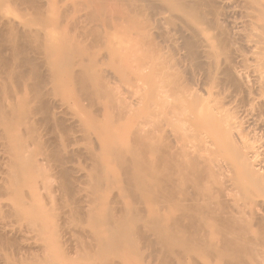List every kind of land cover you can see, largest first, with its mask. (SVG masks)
<instances>
[{
	"label": "rangeland",
	"instance_id": "obj_1",
	"mask_svg": "<svg viewBox=\"0 0 264 264\" xmlns=\"http://www.w3.org/2000/svg\"><path fill=\"white\" fill-rule=\"evenodd\" d=\"M37 1L36 3L38 4ZM171 1L174 4L179 3L178 0H163V1L160 0H40L39 2H41L42 5L39 3L40 5L38 4L36 8L39 7H40L39 9L43 8L42 10H39V12L40 11L43 12V15L41 16L42 19H39V16L36 17L35 6H29L28 1H27L28 4H23V1L21 3L19 0H0V17L1 19H6V20H8L9 18L7 19L5 17L10 16V19L12 17L11 20L15 22L14 29L16 30V32H19V30H21L22 32L21 27H24L25 25L26 27L23 28L22 33H24V30L28 33V29H32L30 30V34H29V38L31 40L33 37V33L35 34V32L31 33V31L34 30L42 34V35L39 34L41 40L35 43V45L41 47L40 48L42 49L40 50L41 53L39 52V54L36 55V57H34L39 61L38 62L36 60L40 65L39 66L40 74L38 76L40 79H37L36 77L34 78V76L29 73L31 71L30 69L28 70L25 69L28 71V74H30V76H32L34 79L31 82L33 81L34 82L32 84L30 82L31 85L27 84L29 85L28 88L26 87L27 86L26 83H24L25 86L23 85L22 82H21L22 85L21 83H19L20 87L24 86L22 88L24 89V91L20 88V91L22 93L19 91V93L21 94L17 93V95H14L15 97L18 96V98L16 97V101H14L15 97L12 98V100L9 99L11 100L9 101V104H15V102H17L16 104L18 105L20 99H22L23 97L24 99L25 97L28 99V96L29 95L30 96L27 103L25 104L26 106L20 103L18 105V106L22 105L20 106V110L19 111L16 110L18 111V114H13L12 116L16 117L17 115L16 117L17 119L18 118L25 119L31 115H34L33 113L35 111L36 112L35 118L37 120L39 119L43 120L47 114L46 112L48 113L50 112L49 114L52 113L51 114L52 118L58 120L61 119V121L65 120L63 122V125L68 124L67 127L68 129L70 128L68 134L71 132L70 135H72V136L66 135L67 133L64 132H67L68 129H65L62 132V136L64 137L62 139L60 131H62V129L65 128V126H62L63 128L61 127L62 129H60V127L56 126L57 123L54 120H51L50 122L45 121L33 127L35 128V131H33V133L35 134V136H39L38 141L29 139V141L27 142L25 141L24 144L22 142L24 139L21 136L22 137L21 145L23 144L24 146L29 145L28 147L35 149V151L36 150L39 151V147L42 148L40 154L39 153L37 154L35 151H33V153L37 154V156L36 154L35 155L33 154V157H32L31 148L29 149V151L31 150L30 153H28L29 151L26 152V154L23 153L24 151L22 152L23 154H21V156H24L26 162L31 161L30 158H32V160L35 159V162L37 163V164H34L35 162L32 163L34 160L32 162H28L29 164L31 163V165L26 164L27 166H29L27 167V169L30 170L33 167V165H40L38 167H41L42 170L46 169L48 171H44L43 175L40 174L42 170L38 172V174H40L39 177L41 179L38 177L37 173H34L32 174V178L30 177V179H25L24 182L25 184L23 183L22 180V182L20 183L17 182V185L16 184L8 185L9 187L7 188L12 189L13 192L11 190L10 191L0 190V203H1L0 215L2 216L0 217V222L2 224L1 220L3 221L5 220L3 223L5 224L4 226L8 229L7 232L10 230L9 227H11V230L15 229L16 227L17 230V231L13 230V232L10 230L11 234L10 232H8L10 235L8 233L7 235L5 227L2 228L3 230L0 229V235H3L4 233L5 237L8 238L9 242L11 241L10 243L8 242V245L10 247L7 245V243L4 244L6 238H3L4 242L0 243V264H4V263L34 264L35 263L34 260H36L37 264H39L38 262L40 261L43 264L42 262L43 259L44 262H46L44 256H50V254L49 255L47 254L49 253V251H51L50 252L51 254H55V256L58 255L59 257V258L58 257L55 258V259H59V261L55 260L57 261V263L53 260H52L53 262L51 261L50 263V260L52 258L48 260L47 257V261H49L50 264L52 263L68 264V262L72 264H76L77 258H75L74 256L76 257L78 256L75 255V252L74 254H72L71 252L74 251L72 247L75 248V245L72 244H75L77 239L79 238H77L78 235L75 238V236H72L69 233L71 232L72 229L73 231L71 233L74 234L75 232L73 226L76 225L78 228L77 224L79 223L80 225L81 222L80 219H77L78 218L77 216H73L71 212H72V208L73 209L76 208V210H78L77 209L78 205L79 208L83 204L82 206L83 208L80 207L81 209H79L80 211L86 208L88 204L90 206L92 204L91 203L92 200H89L91 197L92 198L96 197L99 199L96 200L95 198H93V201L96 200V203L94 202L95 204L93 203L92 206L90 207L87 206V208L90 209L93 208V206L97 205L98 207L96 206L97 208L96 207L94 208H96V211L98 210V212L100 213L99 215H106L101 213V211L102 212L107 211L106 209L111 210L110 209L111 206H114L113 208L115 210L119 209L118 211H121L120 208H122L123 205L126 207L128 206L127 208L132 210V212L129 213H133V214L135 213L133 211L138 210L136 214L133 215V217L131 214H130L131 216L128 214V216L126 217L127 218L129 216L130 217L128 219H125L126 220L125 224L122 223L125 226L124 230L125 233L127 232L126 235H128L130 238L129 239L127 236L128 244L126 241H124L125 240L123 238L124 236L122 237V235H125L124 230H122L124 234L122 233L118 235L119 238L116 235L118 239L115 238V236L110 237V239L111 240L113 239V241L108 239L111 241L112 244L116 239L118 240V242L116 241L118 245H113L112 255L113 256L115 255V251L119 252V254L118 253L117 254L119 255L120 258L118 257V255L114 256L115 258L117 257V259L115 260L119 264H160L161 263L160 258H163L162 256H164V254H166L165 255L166 258L164 257L165 259L169 258L167 260L168 262L170 260L169 263L178 264V262H181L182 259V257L180 258L181 255L180 253H182L181 251H184L185 253L187 252L186 254L183 253L184 263L181 262L183 264L231 263L230 261L232 260L231 259L232 257H229L230 255L227 258H226L227 255L223 258V256H221L223 253L222 254L220 253V250L224 247V244L222 243H224L223 241L227 237L228 235L227 233L229 232V230L227 229L224 230V228L221 227L222 230L218 228L220 231L219 230L217 231L214 230V228H212L213 226L216 225L213 224V221H215V219L218 217V214L221 215L220 210H218L219 208L218 203H216V201H212L211 204H208V202H211L210 200L207 201L208 200L207 199L205 201L203 199L205 197L203 196H202L203 198L198 197L199 193H197L198 191L196 190L195 187H193L195 184L193 183L194 184L193 186L190 185L192 184V182H189L190 188L192 187L191 189L187 187L189 185L186 186V189H188L187 192H189V189L192 191V189L195 188L196 192H194L195 194L193 197L191 196L192 203L191 202L187 203L188 201H185L186 203H182L181 201L180 202L181 204H183L182 206L187 208L190 207V209L191 208L194 209L191 211L195 212L196 214L195 216L197 218H194L192 216L194 219H191V221L195 220L194 223L199 221L200 223L199 222L197 223L199 225L202 224L203 227L206 226V224H204L203 222L209 223L208 224L209 229L212 228L211 231L213 230V232L211 231L210 233L207 232L208 234L205 232L207 235L203 234L204 237L201 236V238H203L202 241L205 239L206 242H208L206 243L204 240L203 242L205 243H203L197 241V240L200 241L199 238L200 236L198 235L201 234L196 233L197 236L194 238V234L192 235L186 234L185 232L181 231V229L179 230V228L174 226L175 223L173 221V218L175 212H173L174 211L173 209L174 207H177L176 205H179V207H181V205L178 203L176 204L171 202V197H170L171 155L177 149L178 150L176 152H178L180 150V146L182 145L186 146L189 149V151L191 150L190 152L192 153L193 157L191 156V153H190V157L192 159L197 158L199 160L203 157H204L203 159L210 158V161L213 162L214 167L216 166L215 167L216 172L213 169L214 171L213 173L212 172L211 173L212 174L216 173L215 175L216 177L221 171L220 169H219L220 171H217L219 165L217 166L216 164L217 163L219 164V161L220 163H222V158L220 154L223 155L224 153L222 151V153L219 154L218 157H220V159L215 158L218 155L217 150L218 149L220 150V148H217L218 147L217 145L216 146L213 145L214 147L217 148V150L214 147H212L214 149L210 147L211 144L209 143V141H211L212 143V141L214 140L213 138H211V136L213 137V135H211L213 133L212 130L215 124H216L215 129L217 130V133L219 132V130H224L228 128V126L232 125L234 128L233 132H235V129L238 132L241 130L244 131L252 130L251 131L252 133L250 131L249 132L247 131L248 133L244 132L245 134H243V136L242 135L238 136V138L234 133V135L236 136L235 142L237 140H241L239 141V143H237L238 145L240 144V142L244 143V145L251 143L250 150L247 152L250 153L252 157L253 154H255V152H256L255 154L256 156L259 155L257 156L258 158L256 157L258 160L255 159L257 163V164L255 163V167H257L258 170L262 168L264 172V127H263L264 118H262L263 121H260L261 119L259 118V116L261 115L262 117H264V115L262 114L264 110L263 109L264 87L262 86L264 74L261 73L264 71V62H263L264 55L262 53V49L264 46L261 45L255 46L257 42H253L254 40H252L256 38L254 34H253L254 36L252 35V33H254V31H251L253 27L252 29L250 28L252 26L251 23L253 24L254 23L253 21L255 20L253 19L254 15H257L253 13V8H252L255 6V5L253 6V1L255 2V0H183V4L181 3L180 7H174V8H171ZM257 1L258 0H256V2ZM260 1H264V0H260ZM24 3H26V0ZM187 7H194V8L196 7L198 13L200 14L199 17H195L194 19L188 18L186 12H184L185 11L184 9H189ZM39 12H37V14ZM11 23L13 22L10 21V24ZM16 23H17V27H16ZM19 23L21 24V26ZM18 24L21 29H18ZM250 35H252L253 37ZM34 37L33 40L36 41L37 38L34 39ZM22 38L23 40H25L24 36H22ZM22 38H20L21 42H23ZM17 42H20V40L19 41L17 40ZM25 42L27 41H24L23 43ZM5 44L6 43L2 44L3 46L2 50L4 51L3 53L7 54L4 56H8V55L10 56L13 52L10 50L8 45ZM4 45L6 46V48H8V52L5 49ZM23 46H26V44L25 45L23 44ZM26 49L29 50L30 48H26ZM66 50L67 51L71 50L72 52L68 51L71 54L68 55ZM260 60L261 61L263 60L262 61L263 64H261ZM258 63L260 64V66H257ZM212 66L213 68H211ZM258 67L261 68L262 70L261 72H260V68ZM217 68H219L217 70L218 73L215 72ZM9 70L10 69H8L7 72H9ZM27 71L25 72L26 74ZM81 73L85 76L81 77L80 80L79 77L82 76L80 75ZM28 74H27L28 77L27 76L26 77L31 79ZM77 75L79 77H77ZM3 76L0 78L1 87L5 86V84L8 81V78H10V75H3ZM212 77H214V79L216 80L210 83L213 80ZM10 79H9L10 82H8V86L10 88L13 87L14 90V86L16 84L17 85L19 84L17 83L16 80H15L16 82H13L14 81L13 77H11ZM38 81H40L41 83L43 81V83L39 84ZM11 82L14 86L11 84ZM225 85H227L228 87ZM230 86L233 87L231 88ZM17 87L15 86L16 91L19 90V89L17 90ZM193 90L196 91L195 93L196 94L198 93V95H196ZM14 91H12V94ZM19 95L21 96L19 97ZM188 95L189 96L194 95L196 96V99L193 96V101H189L190 97ZM9 96L12 97L10 94L8 95V97ZM4 98H5V94H3L2 97H0V105H5L3 104L5 103ZM198 99L199 100L203 99V101L199 102ZM1 100H3L2 103ZM189 103L190 105L187 106ZM217 103L218 104L221 103V104L217 106ZM194 105L196 107H194ZM18 106L16 109H18ZM184 106H187L186 111L184 109ZM190 106L191 108H189ZM5 107L2 108L1 106L0 111H3ZM217 107L218 108L220 107V109H216ZM182 108L184 112L181 110ZM212 110L213 112H211ZM223 110L224 112H222ZM209 113H210V117L212 116L211 119L208 115ZM181 116H183V118ZM208 117L211 121L214 119L212 121L213 124H211L213 126L212 129L208 125H205V123L207 124V122H209V119L207 120ZM179 119L182 120L181 122H179L180 129L178 128L179 132L177 131L178 132L177 134L176 132L177 128H175V126L178 125V121H180ZM221 119L225 120V122L223 121L224 124ZM184 120L185 123L183 122ZM197 120L199 121V123ZM203 121L206 122L204 123ZM14 122L16 121L12 120L8 123L7 125L8 129L5 128L4 126L2 129H7V133L8 132L10 133L9 129L13 128L14 125L12 126V124ZM201 122H203L205 126L203 125L202 127L203 123L201 124ZM232 122L234 123V125ZM261 122H263V125H261L262 124ZM188 123L190 124L188 125ZM258 123H260L261 126ZM182 124L183 126L185 124L188 125V126L185 125L186 130L188 129L187 132L186 130L183 129ZM172 126L174 129L172 128ZM206 126H208L211 129V131L210 130L207 131L208 127L206 128ZM14 127L16 128V126ZM197 128L199 131L200 130L203 131L205 130L204 128H206V131H203L204 133L201 132L199 135H197L199 133ZM182 129L185 131L186 134L185 136L183 135L184 133L182 132L183 131ZM191 129H193L192 132ZM21 130L23 133L21 132ZM26 131H27L26 128L22 129V126L20 127L19 125V127H17L16 130L13 131L18 136L16 134H13L12 131L11 133L14 135V136L12 135L13 137L16 136L20 137L18 133L21 132L22 134H24L26 133ZM237 131L236 134L237 135L240 134V132L237 133ZM56 132L59 135L58 134L55 135ZM246 134L248 135L250 134L251 136H249L247 139L246 138L247 136L244 137ZM181 135L184 137L187 136V138H185L184 140ZM23 136L24 138H26L29 135L24 134ZM58 136L61 138L59 139ZM200 136L203 137L201 138ZM56 137H58L59 140L61 139L63 141L65 140V142L66 140H68V138L71 137L69 143L68 144L66 143L67 145L70 144L66 149L71 154L70 159L65 163V168H69L70 170V174L67 178L63 177L61 173H59L58 168L54 163V160L49 158L48 155L46 156L44 153V152H49L48 149L50 148V145L52 148V143H54L53 141L56 140L54 139ZM245 138L247 142L245 141ZM72 139L74 143L73 141L71 143ZM184 141L186 143H184ZM56 142L58 143V140L55 141V143ZM66 144H64L65 147ZM249 144L247 146H249ZM210 148L215 153L209 150ZM197 149H199L198 152ZM208 151H210L211 153ZM199 152L202 154H199ZM208 153L210 154V157H208L209 156ZM226 153L227 151L225 150V154ZM3 154L0 151L1 159L3 157L1 155ZM24 154L29 157V160H27V157H25ZM224 155L222 157H224ZM24 158L22 157V159ZM37 159L41 164L37 162ZM199 161L201 162L202 160ZM207 161L203 160L204 163L203 164L200 163V165L202 164L203 166L205 163H207ZM210 161H208L207 164H209ZM52 164H54L53 167ZM204 166H206V164ZM204 166L203 168H205ZM128 167H130L132 171L134 170L133 171V173L135 172L134 176L137 171L142 172V173L139 172V174L137 175L140 176V178L137 177L138 184L137 183L135 184V182L134 183L131 182L133 180L132 177L131 179L129 178L131 180V181L129 180L131 183H129V181L126 180L127 176L130 174L128 176L130 177L132 173V171H130V173L128 172L129 169L126 171ZM138 167L141 170H135L136 168L138 169ZM211 167L212 166L210 165V171L212 169ZM217 172L219 173L217 174ZM127 173L128 175H126ZM43 177L46 178L45 181H43L44 180ZM36 179H40V181L39 180L34 181ZM134 180H136V178ZM51 182L52 184H54V186L52 185L48 186V184H50ZM67 182L68 183L71 182L72 184L70 185L69 189L64 191L62 190V186L64 183ZM139 182H141V184H144V188L146 185L145 188L146 198H143L146 201L143 200V202L142 201L140 202L141 199L138 200L139 202H137L136 201L137 199L135 200V198L131 199V197H133L134 195L133 194L130 195L131 193H134L130 191L132 190L133 187H135L133 190L136 189L139 190L138 188L142 187L139 185ZM18 183L19 185L22 183V185L19 186ZM122 183L123 184L128 183V185L135 184V186L132 187L130 186L131 189L124 190V192L125 191L131 192L129 194L131 197L130 196L127 197L128 195L127 196L124 195L126 198L121 196L122 195L121 193H123V190L121 192V188L123 187H124L123 189L129 188V186L125 188V186L127 185H123ZM43 184H46L48 187H53V189L52 188H50L51 190L47 189L48 187L47 186H46L47 188L43 187L45 186ZM34 186L36 187L38 186V187L36 188ZM20 191L22 192L24 191L26 193L24 196L21 195L24 199L23 198L20 199L19 197L21 196L18 197L16 196L15 192H20ZM191 191L189 192V194L190 193L192 194ZM47 192L48 194L49 192L50 193L53 192V193H51V195L48 196ZM27 193L32 197L28 196ZM14 194L16 198L20 200V202L22 200L23 201L25 200L23 204L26 201L30 202L33 199V196L35 197V195H37L35 199L31 201L32 204H35V202L38 201L36 202L35 205L39 207V205L42 204L43 207V209L42 207L39 208L40 212L41 210L44 212L46 210V213H48V215L50 214H52V216L55 215L53 216L54 217L53 221L54 222L56 221L55 223L57 224L60 223L58 225V230L60 229L61 230H60V234L58 232L57 236L58 238L61 239L62 243L61 241H59L60 239L57 240L58 239L57 236H55L54 234L53 235L55 237L51 235L52 231L49 228L47 230V227L45 228V226H43L44 223H46L44 221H43L44 223L40 222V224L42 223L43 225L37 226L39 227L38 231L44 227V230L40 231L41 234L37 233L38 231L34 229L33 231L36 230L35 231L36 234H33L31 232L32 233L31 235L30 231L33 228L31 229L29 223H25L28 222L29 220L26 221L24 220V223H22L23 220L22 222L21 221L19 222V219L17 220L18 216L20 217L22 216L20 213V207H17L18 204L17 206L13 207L15 205L14 203H17V201L14 202L15 198L12 200L13 196L11 197V195ZM189 194L187 193L188 196ZM187 195L183 197V201L185 200ZM26 196L28 197L29 200L27 199ZM162 196L164 197L162 198ZM182 196L183 195H181V197ZM8 197H10V199ZM80 197H82L81 200L79 199ZM194 197H197L196 200L198 198H200V200L202 198V200L201 201L199 200L197 204L194 201L195 200ZM187 198L190 199V197ZM75 200L76 202L78 201L80 202H78V204H75L76 203L75 202L74 205L73 202ZM112 200L115 202H112ZM10 201L11 204L8 203ZM122 201H124L123 205L121 203ZM193 201L196 204L193 203ZM203 201L204 204H206L205 202H207L208 206L210 205L209 208L206 207L207 204L205 206L203 205ZM28 202H26V206L27 205L29 206V204H31V202L29 204ZM87 202L89 203L87 204ZM243 202L245 204L247 201H243ZM249 202L246 203V205L247 204L249 205L246 209H245L246 205L243 207L242 205L243 203L241 201L239 202L240 207H242V210L246 213L243 214L242 216L239 215V218L241 219L236 220L237 221L235 225L236 228L234 227L233 231H235V233L237 234L234 235L233 238H236V240H238L239 238L238 234L240 233L239 242L242 240H247V241L249 240V242L253 243L254 246V244L256 243L255 241L258 240L257 245H259L260 248L258 246L256 248L255 246L256 250L253 248L252 250L254 251H252L251 247H249L250 243H248V247H249L248 249L249 252L252 253V256L248 252V249L247 250L245 249V252H247L250 255V257L249 255L247 256V254H244L245 252L242 251L244 255L241 253V255H243L241 256V258L245 256L244 257L245 261H242L244 260L243 258L242 260H240V262L238 261V263L240 264L242 262V264H247V262H249L248 264H260V263L264 264L263 261L264 256L262 255L264 250V246H262L264 244L263 242L264 237L262 238V240L259 239L260 235L263 236L264 234V233L260 234V229L262 228V227L260 228V226L262 224L261 221L260 222L258 221L259 219H256L257 217L254 216L251 217V214L249 213L252 210L254 211L256 209L255 211L260 214L259 217L262 216L264 212L261 207L264 208V200L260 201V199H257V201L256 200L251 201L250 204ZM171 203L176 205L173 206V204ZM213 203H216L218 207L217 206L215 207H217V209H214L215 207L213 208L214 205ZM23 204L22 206L25 205ZM65 204L67 206H65ZM120 204L122 207L117 208V206H119ZM184 204H187L188 206ZM189 204L192 205L189 206ZM46 207L48 208L46 209ZM212 208L214 210H212ZM12 209L15 210L19 209L18 214L17 212L15 213V211ZM47 210L50 211L47 212ZM182 210L180 211L181 213L178 212L180 214L178 215L181 217L184 215L182 214ZM7 212L8 214H6ZM122 212L123 210L121 211V213ZM214 212L215 213L217 212V214H214ZM46 213H44V216L47 215ZM118 213L121 214L120 212ZM244 216L245 219L242 222ZM250 217L252 219L255 218L258 221V223L256 222V220L255 222L254 220L252 222L251 221L252 219ZM74 218L78 222L77 221L73 222L72 219ZM9 220L13 222L9 223L10 222ZM16 221H18L20 225L22 223V225L21 226L18 225L17 224L18 222ZM101 221L102 223H104L103 219L101 220L98 219L95 222L91 221V224L93 223L92 224L93 226L94 223L95 225L99 224L103 226L102 223L100 224ZM187 221L190 222L189 220ZM238 221L240 224L238 223ZM5 222H7L8 225H6ZM106 222L112 223L110 220L107 221L105 219V224ZM247 222L250 225H248ZM211 223L213 224V226L211 225ZM9 224H12V226L14 225L13 226L14 228ZM26 224L30 226L29 227L30 231L29 229L28 231L26 230V228H28ZM67 224H69V226H67ZM88 224L87 226L92 228V226H90L91 224L90 225ZM251 224L253 225V228ZM19 227H21V230H23V228L26 230V231L25 230L22 231L23 235L20 233ZM237 227H240V230L239 228L237 229ZM247 227L252 229L248 228L249 229L248 230ZM67 228L70 230V232H67L69 231ZM77 228H76V233H77ZM14 231L15 234H13ZM115 231L121 233V230L119 231V228L118 230ZM61 232L62 233L65 232V233L62 234ZM19 233L21 235H19ZM11 235L13 236V239ZM45 235L48 238L45 237ZM120 236L122 238H120ZM229 236L230 237L228 238L232 239V234L231 235L229 234ZM243 236L247 239H244ZM21 237L23 238L22 240L23 242L20 240L22 239ZM28 237H30V239ZM72 237H74L75 239L74 238L72 239ZM164 237L166 238L163 239ZM38 238L40 239L42 238L41 239L42 241L41 240L38 241L39 240ZM169 238H171L170 239L171 241L169 240ZM162 239L163 241L168 239L169 242H173L171 244L172 246H170V249H168L169 251H166L164 254L162 253V251L163 252L165 251L162 250L163 244L158 245L157 243H153V242L161 243ZM0 240H1V236H0ZM15 240L17 244H14ZM45 240H47V242ZM65 240L66 241L68 240L67 243H65L66 242ZM69 240L70 243H72L71 245L69 243ZM259 240L261 243L259 242ZM24 241H26L25 242L26 244L24 243ZM131 241L133 244L135 242L134 245H137L135 247L132 244V246L135 247L133 252H130L131 250H133L132 248L130 250L127 249L128 245H131L130 243ZM37 242L38 244L41 243L43 246H41V244H39L40 246L37 245ZM43 242H45L46 245L49 246L51 245L50 247H52L54 250H52L51 248L48 249L49 246L46 247V249L44 248L42 249L41 247H45ZM245 242L246 241H244V244H247ZM11 243L12 245L15 246H12ZM64 243L66 246H64ZM209 243L212 244L214 243V245L216 243L217 247L215 248L219 250L217 251L212 250L211 246L208 247L206 245ZM29 244H31V247ZM59 244L62 245L64 248L66 247V249H64L63 247L61 248ZM124 244H126L127 246L126 245L124 246ZM154 244H156V246ZM151 245H154V247L153 246L151 247ZM214 245L212 246L214 247ZM122 247H126L124 250L125 251L129 250V251L125 252ZM24 248L26 251L24 250ZM26 248L27 249L30 248V249L27 250ZM40 249H42L43 251ZM59 249L63 250L65 256H63L64 254L63 255L60 254L62 250ZM258 249L261 250L262 252V254L260 253L261 255L259 254L260 250ZM37 250L38 252H36ZM44 250H49V251H44ZM121 250L124 253V255L122 254ZM169 252L171 253V255L169 254ZM253 252H255L254 255L257 253L260 255V257L263 256L262 257L263 260L259 258V262L256 263V257L258 255L256 254L255 257L253 255ZM30 253L32 254L38 253L37 256L39 260L38 258H35L37 256L33 257V255ZM40 253H42L43 255ZM25 254L29 256V258H27ZM69 254L72 255L70 256ZM155 254L160 255L159 256L160 258H158ZM59 255H61L62 257ZM66 255H69L70 257ZM41 256H43V258H41ZM51 256L53 257V255ZM253 256L255 258V262L252 258ZM23 257H25V260ZM88 257H93V256L88 255ZM88 257H85L86 259L84 258L83 263L90 264V262L92 263L94 261L90 258L89 260H87ZM236 257H238V255ZM72 258L75 259L72 260ZM27 259L30 261H27ZM69 259L73 262L68 261ZM80 259L81 258H79L78 262L82 261V259L81 260ZM74 261L76 262L74 263ZM47 263L48 262H46L45 264Z\"/></svg>",
	"mask_w": 264,
	"mask_h": 264
},
{
	"label": "bare ground",
	"instance_id": "obj_2",
	"mask_svg": "<svg viewBox=\"0 0 264 264\" xmlns=\"http://www.w3.org/2000/svg\"><path fill=\"white\" fill-rule=\"evenodd\" d=\"M21 3H22V1H23V4H28L27 3V1L29 2V6H35V13H36V17H38L39 16V19H42L41 18V16L43 15V12L42 11H40L39 12V10H42L43 8H41V9H39V8H36L37 6H38V4L40 3L41 4V2H39L40 0H36L37 2H38V4L36 3V1L35 0H26V3H24L25 2V0H19ZM160 1H163V0H160ZM259 1V2H258ZM257 2H256V0H255V2L253 1V6L255 7V9H254V7H252L253 8V13L254 14H257V15H254V17H253V19H255L253 22V24L251 23V29H252V27H253V29L251 30V31H254V33H252V35L254 34L255 35V39H252V40H254L253 42H257L256 43V45L255 46H257V45H261V46H264V1H260V0H258ZM178 4H174L172 1H171V8H174V7H180V5H181V3L183 4V0H178ZM263 2V3H262ZM33 4V5H32ZM36 4V5H35ZM39 4V5H40ZM22 5V4H21ZM42 5V4H41ZM27 8V7H26ZM30 8V7H29ZM187 8H189V9H184L185 11L184 12H186V15L188 16V18H192V19H194L195 17H199V13H198V11H197V9H196V7L194 8V7H187ZM36 9H38V10H36ZM33 10H34V7H33ZM254 10H255V12H254ZM37 12H39L38 14H37ZM41 12H42V14H41ZM5 18H9L10 19V16L9 17H5ZM44 18V17H43ZM6 20V19H1V17H0V50H2L3 49V46H2V44H4V43H6L5 45H8V47L10 48V50L13 52L10 56L8 55V56H4V55H7L6 53H3L4 51L2 50V51H0V78L3 76V75H10V78L11 77H13V82H16L17 81V83L19 84V83H23V85H24V83H26V85L27 84H29V85H31L33 82H31L32 80H34L33 79V77L32 76H30V74L31 75H33L34 76V78L36 77L37 79H40L38 76H39V71H40V65H39V61L37 60V59H35L34 57H36V55H38L39 54V52H40V50H42V49H40L41 47H39V46H37V45H35V43L36 42H38V41H40L41 40V37L39 36V34L40 35H42L41 33H39V32H36V31H31V33L32 32H35V34L33 33V37H34V39L35 38H37V39H39V40H37L36 39V41H34L33 40V37H32V40L29 38V34H30V30H32V29H28V33L24 30V33H22L23 32V28L24 27H26L25 25H24V27H21L22 28V32H21V30H19V32H16V30L14 29V24H15V22L13 21V20H11L12 19V17H11V19L10 20ZM10 21H12L13 23H11L10 24ZM26 21V20H25ZM252 22V21H251ZM8 23V24H7ZM20 24V23H19ZM19 24H18V29H21L20 28V26H21V24H20V26H19ZM250 25V24H249ZM16 27H17V23H16ZM18 29H17V31H18ZM26 29V30H27ZM250 31V32H251ZM22 35H21V34ZM24 34V35H23ZM252 35H250V36H252ZM253 35V36H254ZM22 36H24V39L25 40H23V38H22ZM32 36V35H31ZM252 36V37H253ZM29 38V39H26V38ZM20 38H22V41L24 42V41H27V42H25V43H23V42H21V39ZM257 38H258V41H257ZM60 39V38H59ZM62 39V38H61ZM17 40L19 41L20 40V42L22 43V45H21V43L20 42H17ZM32 42H31V41ZM4 43H3V42ZM16 41V42H15ZM62 41V40H61ZM34 42V43H33ZM253 42H252V44H253ZM2 43V44H1ZM23 44L25 45L26 44V46H23ZM60 44V43H59ZM62 44H63V42H62ZM64 44H65V42H64ZM4 45V47H5V49L7 50V52H8V48H6V46ZM33 45H35V46H33ZM57 45V44H56ZM191 45V44H190ZM64 46V45H63ZM192 46V45H191ZM55 47V46H54ZM26 48H30L29 50L28 49H26ZM56 48H58V47H56ZM191 48V47H190ZM193 48V47H192ZM259 48H261V47H259ZM218 49V48H217ZM6 50H5V52H6ZM28 50V51H27ZM192 50V49H191ZM60 51V50H59ZM67 51V50H66ZM69 51V50H68ZM67 51V53H68V55H70L71 53H69V52H72L71 50L68 52ZM259 52V51H258ZM41 53V52H40ZM215 53V52H214ZM262 53H263V55H264V47H263V49H262ZM222 54V53H221ZM31 55V56H30ZM226 56V55H225ZM211 57H214V56H211ZM212 59V58H211ZM38 62H37V61ZM261 61V60H260ZM263 61V60H262ZM262 61H261V64H263L262 63ZM227 62V61H226ZM264 62V61H263ZM260 63V62H259ZM258 63V65L257 66H260V64ZM72 65H73V63H72ZM71 65V66H72ZM204 65V64H203ZM211 68H213V66L211 67ZM258 68H260V67H258ZM8 69H10L9 70V72H7V70ZM25 69H30L31 71L29 72L30 74H28V71L27 70H25ZM206 69V68H205ZM219 68H217L216 69V73H218V70ZM213 70V69H212ZM229 70V69H228ZM27 71V74L30 76V78L31 79H29V78H27L28 76H27V74L25 73ZM230 71V70H229ZM262 70H261V68H260V72H261ZM7 72V73H6ZM76 73V72H75ZM74 73V74H75ZM257 73V72H256ZM258 73H259V71H258ZM261 73H263L264 74V71L263 72H261ZM77 74V73H76ZM75 74V75H76ZM79 75V74H78ZM77 75V77H79ZM80 75H82V76H80L79 77V79L81 80V77H83V76H85V75H83L82 73L80 74ZM27 76V77H26ZM214 76V75H213ZM216 76V75H215ZM4 77V76H3ZM6 77V76H5ZM25 77V78H24ZM10 78H8V81H7V83L5 84V86H3V87H1L0 86V97H2V95L3 94H5V98H4V100H5V103H3V104H5L6 105V107H5V105H0V107L2 106V108L3 107H5V109L3 110V111H0V151H1V153L3 154V152H4V154L3 155H1V156H3L2 157V159L0 158V184L1 183H3V184H1L0 185V190H3V191H5V190H8V191H12V189H10V188H7V187H9L8 185H14V184H16L17 185V182H22V180H23V183L25 182V179H30V177L32 178V174H34V173H37L38 174V172H40L42 169H41V167H38V166H40V165H33V167L29 170V169H27V167H29V166H27L26 164H29L28 162H32L33 160V162L32 163H34L35 162V159H33L32 160V158H30L31 159V161H25V158H24V156H21V154H23V153H25L26 154V152H28L29 151V149L31 148H29L28 146H24V142L26 141H29V139H32V140H34V141H38L39 140V136H35V134L33 133V131H35V128H33V127H35V126H37L38 124H41V123H43V122H50L51 120H54L56 123V126H58V127H60V129H62L63 127L62 126H65V128H63L62 129V131H60L61 132V136H62V132L65 130V129H68V127H67V125L68 124H66V125H63V122L65 121V120H63V121H61V119L60 120H58V119H54V118H52V113L51 114H49L48 112H46L47 114H46V116L44 117V119L43 120H37L36 118H35V111H34V115H31V116H29V117H27V118H25V119H20V118H16L17 117V115H16V117H14V116H12L13 114H18V111L20 110V106H22V105H20V106H18L20 103L21 104H26L27 103V101H28V99H29V96H28V99L25 97V99H24V97L22 98V99H20V101L18 102L19 104L17 105L16 103L17 102H15V104H9V101H11L12 100V98H14L15 96L14 95H17V93L18 94H21L22 92L20 91V88L22 89L23 87H20V84L19 85H15L16 87H17V90L18 91H16V88H15V86L12 84V82H11V84L14 86V90H13V87L12 88H10L9 86H8V82H10ZM27 78V79H26ZM213 78V80L210 82V83H212V82H214L216 79H214V77H212ZM228 78H229V75H228ZM10 79V80H9ZM200 79V78H199ZM16 80V81H15ZM28 82V83H27ZM30 82H31V84H30ZM1 83H3V82H1ZM22 83H21V85H22ZM38 83L39 84H42L43 83V81H42V83L40 82V81H38ZM209 83V84H210ZM216 83V82H215ZM220 83V82H219ZM29 85H27L26 87L28 88V86ZM235 85V84H234ZM233 85V86H234ZM240 85V84H239ZM11 86V85H10ZM196 86V85H195ZM225 86H227V85H225ZM232 86V87H233ZM236 86H238V85H236ZM262 86L264 87V78H263V82H262ZM57 87V86H56ZM184 87V86H183ZM193 87V86H192ZM228 87V86H227ZM231 87V86H230ZM231 87V88H232ZM241 87V86H240ZM206 88V87H205ZM224 88V87H223ZM237 88V87H236ZM239 88V87H238ZM225 89V88H224ZM259 89V88H258ZM264 89V88H263ZM23 91H24V89H22ZM206 90V89H205ZM239 90V89H238ZM242 90V89H241ZM12 91H14L13 92V94H12ZM19 91L21 92V93H19ZM194 91V90H193ZM236 91V90H235ZM15 92H16V94H15ZM196 91H194V93H195ZM230 92V91H229ZM8 93V94H7ZM193 93V92H192ZM191 93V94H192ZM193 93V94H194ZM235 93V92H234ZM7 94V95H6ZM11 95L12 97H8V95ZM196 94V93H195ZM194 94V95H195ZM224 94V93H223ZM232 94H233V92H232ZM194 95H192V96H189L190 97V100L189 101H193V96ZM196 95H198V93L196 94ZM21 95H19V97H20ZM40 96H41V94H40ZM39 96V97H40ZM17 98H18V96H16ZM16 97L14 98V101H16ZM192 97V98H191ZM203 97V96H202ZM201 97V98H202ZM229 97V96H228ZM235 97V96H234ZM33 98V97H32ZM194 98L196 99V96H194ZM200 98V97H199ZM232 98V97H231ZM9 99H11V100H9ZM204 99V98H203ZM203 99H198V101L200 102V101H203ZM222 99V98H221ZM229 99V98H228ZM227 99V100H228ZM2 101L3 100H1V103H2ZM13 102V101H12ZM11 102V103H12ZM219 102H221V101H219ZM186 103H188V102H186ZM264 103V102H263ZM197 104V103H196ZM195 104V105H196ZM221 103H217V106L218 105H220ZM190 105V103L187 105V106H189ZM194 105V107H196ZM17 106H18V109H16L17 108ZM26 106V105H25ZM27 106H29V105H27ZM187 106H184V109H185V111H186V107ZM205 106V105H204ZM225 106V105H224ZM193 107V108H194ZM207 107V106H206ZM213 107V106H212ZM189 108H191V106L189 107ZM192 108V109H193ZM223 108V107H222ZM211 109V108H210ZM216 109H220V107L218 108H216ZM263 109H264V106H263ZM262 109V110H263ZM16 110H18V111H16ZM46 110H47V107H46ZM183 112H184V110H183V108L181 109ZM189 110V109H188ZM214 110V109H213ZM213 110L211 111V112H213ZM229 110V109H228ZM217 111V110H216ZM215 111V112H216ZM17 112V113H16ZM25 112V111H24ZM23 112V113H24ZM173 112V111H172ZM178 112H179V110H178ZM210 112V113H211ZM218 112V111H217ZM221 112V111H220ZM222 112H224V110L222 111ZM205 113V112H204ZM210 113L208 114L209 115V117H210ZM183 114V113H182ZM192 114V113H191ZM214 114V113H213ZM224 114V113H223ZM222 114V115H223ZM262 114L264 115V110H263V112H262ZM259 115V114H258ZM261 115V114H260ZM186 116V115H185ZM205 116H207V115H205ZM179 117V116H178ZM177 117V118H178ZM182 118H183V116H181ZM180 117V118H181ZM187 117V116H186ZM209 117L207 118V120L209 119ZM212 117V116H211ZM211 117H210V119H211ZM224 117V116H223ZM222 117V118H223ZM236 117V116H235ZM177 118H176V120H177ZM189 118V117H188ZM192 118V117H191ZM197 118V117H196ZM199 118V117H198ZM214 118V117H213ZM256 118V117H255ZM254 118V119H255ZM259 118L261 119L260 121H263L262 120V118H264V117H262V115L261 116H259ZM258 118V119H259ZM209 119V122H207V124L205 123L206 121H203L204 123H205V125H208L209 127H211V129H212V125L211 124H213L212 123V121L214 120H210ZM254 119H253V121H254ZM257 119V118H256ZM12 120H15L16 122H14L13 124H12V126L14 125V126H16V128L17 127H19V125H20V127L22 126V129H24V128H26L27 129V131H26V133H24V134H28L29 136H27L26 138H24V134H22L23 132H22V130H21V132L20 133H18L19 134V136L20 137H17L18 135L16 134V133H14L13 131L14 130H16V128L13 126V128H14V130H13V128H10L9 129V131H10V133L8 132L7 133V125H8V123L10 122V121H12ZM180 120V119H179ZM182 120V119H181ZM181 120L180 121H178V125H176L175 126V128H179V122H181ZM187 120V119H186ZM201 120V119H200ZM222 120V119H221ZM220 120V121H221ZM198 121V120H197ZM196 121V122H197ZM225 122V120L223 119L222 120V122ZM184 123H185V120L183 121ZM186 122H188V121H186ZM203 122H201V124L203 123ZM224 122H223V124H224ZM231 122V121H230ZM264 122V121H263ZM263 122H261L262 124L261 125H263ZM67 123V122H66ZM183 123V124H184ZM198 123H199V121H198ZM204 123L202 124V127H203V125H204ZM233 123V122H232ZM256 123H257V121H256ZM71 124V123H70ZM183 124H182V126H183ZM190 123H188V125H189ZM200 124V125H201ZM215 124V123H214ZM259 125H260V123H258ZM258 124H255V125H258ZM186 125V124H185ZM185 125L183 126V129L184 130H186V127H185ZM188 125H186V126H188ZM199 125V126H200ZM204 125V126H205ZM211 125V126H210ZM233 125H234V123H233ZM260 125V126H261ZM3 126L5 127V128H7V129H2L3 128ZM72 126V125H71ZM198 126V127H199ZM208 126H206V128L208 127ZM215 126H216V124H215ZM215 126H214V128H213V133L211 134V135H213V137L211 136V138H213L212 140V143H211V141H209V138H208V141H209V143L211 144V148L212 147H214V146H218L217 148H220V150L218 149L217 150V148L216 147H214L216 150H217V153H218V155H217V157H215L216 159L217 158H219L220 159V157H218L219 156V154L220 153H222V151H223V153L225 154V150L227 151V153L224 155V157H222L223 155L222 154H220V156H221V158H222V163H220V161H219V159H218V161H219V164L217 163L216 165L219 167V168H217V171H220V173L219 172H217V176L215 177V175H216V173H214V174H212L213 173V171L215 170V172H216V166L214 167V164H213V162H211L210 161V158H208V157H210V154H209V156L207 157L208 159H203V158H201V159H199V160H202L201 162L196 158V159H192L191 157H190V151H189V149L186 147V146H180V150L178 151V152H176L177 150H175V152L171 155V195H170V197H171V202H173V203H178V204H180L181 205V207H184V206H182L183 204H181V202L182 203H186L185 201H188L187 203H190L192 200H191V198L194 196V192H196L195 191V188H196V190L198 191L197 193H199V196L198 197H205V198H203L205 201L207 200V201H211V202H208V204H211L212 203V201H216V203H218V206H219V208H218V210H220V213H221V215H219L218 214V217L215 219V221H213V224L215 225V226H213V224L211 223V225L213 226H211L212 228H214V230H219L218 228H220V230H222L221 229V227L222 228H224V230L225 229H227V230H229V232L227 233L228 235H227V237L224 239V243H222V244H224V247L220 250V253L222 254L221 256H223V258L226 256V258L229 256V257H232L231 259V263H228V264H239L238 263V261L240 262V260H242L243 258H241V256H243L244 254H247V256L249 255L247 252H245V249L247 250L249 247H251V250L254 248L255 250H256V248H257V246L259 247V245H257V242H258V240L257 241H253L255 244H254V246H253V243H251V242H249V240L247 241V240H242V241H240L239 242V238H240V233L238 234V236H239V238H238V240H236V238H233V236L234 235H236L237 233H235V231H233V228L235 227V225H236V220H240L241 218H239V215L240 216H242L243 214H245L246 212H244L243 210H242V207H240V205H239V202L241 201L243 204V207L246 205V203H248L249 201V204L251 203V201H254V200H256L257 201V199H260V201L261 200H264V172H263V169L262 168H260L259 170H258V168L257 167H255V163H256V160H258L257 158V156H259V155H255L256 154V152H255V154H253V157H252V155H250V153H248L247 151H249L250 150V144H249V146H247L246 144V146L244 145V143H241L240 142V144H242V145H238L237 143H239V141H241V140H237L236 142H235V137L237 136V138H238V136H243V134H245L248 130H241L242 131V134H241V131H239L240 132V134H236V129H235V132H233V130H234V128H233V126L231 125V126H228V128H226V129H224V130H219V132L217 133V130L215 129ZM218 126V125H217ZM62 127V128H61ZM70 127V126H69ZM192 127H195V126H192ZM207 128V131H211V129L210 128ZM258 127V126H257ZM263 127H264V125H263ZM56 128V127H55ZM73 128V127H72ZM71 128V129H72ZM172 128H173V126H172ZM206 128H204L205 130H203V131H206ZM250 128V127H249ZM259 128V127H258ZM262 128V127H261ZM58 129V128H57ZM70 129V128H69ZM69 129H68V131L67 132H64V133H67L66 135H69V136H72V135H70V133L68 134V132H69ZM174 129V128H173ZM176 129V132L178 131L179 132V129L177 130ZM182 129V130H183ZM194 129H196V128H194ZM200 129H203V128H200ZM218 129H219V127H218ZM251 129H253V128H251ZM6 130V131H5ZM18 130V129H17ZM182 131L183 133H181V134H183L184 136L186 135L185 134V131ZM188 130V129H187ZM187 130H186V132H187ZM192 130L193 129H191V132H192ZM197 130H198V128H197ZM215 130V131H214ZM261 130V129H260ZM11 131L13 132V134H16L17 136L16 137H13L14 135L11 133ZM203 131H199L198 130V134L197 135H199L201 132H203ZM250 131V130H249ZM248 131V132H249ZM252 131V130H251ZM250 131V132H251ZM257 131V130H256ZM16 132H18V131H16ZM59 132V133H60ZM178 132H177V134H178ZM190 132V131H189ZM238 131H237V133H239ZM245 132V133H244ZM247 132V133H248ZM174 133H175V131H174ZM204 133V132H203ZM207 133H210V132H207ZM234 133H235V135H234ZM252 133V132H251ZM21 134V135H20ZM58 133L56 132V134L55 135H57ZM11 135V136H10ZM13 135V136H12ZM59 135V134H58ZM74 135V134H73ZM207 135V134H206ZM23 137V141L21 140L22 139V137ZM26 136V135H25ZM174 136V135H173ZM182 136V135H181ZM184 136H182V138L185 140V138H187V136L186 137H184ZM208 136V135H207ZM247 136V137H246ZM249 136H251L250 134L248 135V134H246L244 137H246L247 139H248V137ZM59 137V136H58ZM58 137H56V138H54V139H56L55 141H57L58 140V143L56 142L55 143V141H53L54 143H52V148H51V145H50V148L48 149L49 150V152H44L45 153V155L47 156H49V158H51L52 160H54V163H55V165L57 166V168H58V171H59V173H61V175L63 176V177H68L69 176V174H70V170H69V168H65V163L70 159V153L68 152V150L66 149L69 145H67L68 143H69V141H70V138H68V140H66V142H65V140L63 141L62 139L64 138L63 136H62V139L61 140H59L61 137H59V139H58ZM201 137V136H200ZM203 137V136H202ZM201 137V138H202ZM198 138V137H197ZM246 138H245V141L247 142V140H246ZM26 139V140H25ZM28 139V140H27ZM53 139V140H54ZM190 140H191V138H190ZM250 140V139H249ZM24 143L23 145H21V143L22 142ZM61 141V142H60ZM72 141H73V139L71 140V143H72ZM195 141H196V139H195ZM205 141V140H204ZM63 142V143H62ZM60 143V144H59ZM67 143V144H66ZM73 143H74V141H73ZM184 143H186L185 141H184ZM195 143V142H194ZM208 143V144H209ZM217 143V144H216ZM62 144V145H61ZM64 144H66V147L64 146ZM186 145H188V144H186ZM192 145V144H191ZM190 145V146H191ZM214 145V146H213ZM23 147V148H21V147ZM65 148H64V147ZM197 146V145H196ZM25 147V148H24ZM28 148V150H27V148ZM200 147H202V146H200ZM209 149V150H211V151H213L212 149H214V148H212V149ZM23 149V150H22ZM42 148L41 147H39V151H35V149H32L31 148V150H32V157H33V154L35 155L36 153L38 154H40L41 153V150ZM199 149H201V148H199ZM199 149H197V152H198V150ZM205 149V148H204ZM208 149V148H207ZM207 149H206V151H207ZM26 150V151H25ZM30 150V151H31ZM196 150V149H195ZM215 150V151H216ZM255 150V149H254ZM3 151V152H2ZM24 151V152H23ZM30 151L28 152V153H30ZM33 151H35L36 153H33ZM47 151V150H46ZM205 151V150H204ZM219 151V152H218ZM23 152V153H22ZM196 152V153H197ZM208 152H210V151H208ZM172 153V152H171ZM206 153V152H205ZM211 153V152H210ZM213 153H215L214 151H213ZM212 153V154H213ZM216 153V154H217ZM24 154V155H25ZM37 154H36V156H37ZM199 154H202V153H200L199 152ZM211 154V155H212ZM29 155V154H28ZM44 155V154H43ZM196 155V154H195ZM5 156V157H4ZM191 156H192V153H191ZM214 156V155H213ZM22 157L24 158V159H22ZM25 157H27V160H29V157L28 156H26L25 155ZM35 157V156H34ZM193 157V156H192ZM197 157V156H196ZM199 157V156H198ZM257 157V158H256ZM38 158V157H37ZM224 158V159H223ZM213 159V158H212ZM211 159V160H212ZM256 159V160H255ZM203 160H208V161H210V163L209 164H207L208 163V161H207V163H205L206 164V166H204L205 168H203V166H202V164L205 162H203ZM224 160V161H223ZM253 160H255V161H253ZM214 161V160H213ZM37 162L39 163V161H38V159H37ZM48 162V161H47ZM215 162V161H214ZM200 163H202L201 165H200ZM34 164H37L36 162L34 163ZM39 164H41V163H39ZM46 164V163H45ZM257 164V163H256ZM29 165H31V163L29 164ZM50 165V164H49ZM53 165L54 164H52V167H53ZM210 165L212 166L211 168V171H210ZM42 166V165H41ZM45 166V165H44ZM51 166V165H50ZM135 166V165H134ZM202 166V167H201ZM208 166H209V168H208ZM258 166V165H257ZM46 167V166H45ZM127 167V166H126ZM125 167V168H126ZM259 167V166H258ZM44 168V167H43ZM48 168H51V167H48ZM133 168V167H132ZM257 168V169H256ZM129 169V170H128ZM214 169V170H213ZM220 169V170H219ZM262 169V170H261ZM15 170V171H14ZM56 170V169H55ZM128 170V172L130 173V171H132V169H130V167H128L127 169H126V171ZM135 170H141L139 167H138V169L136 168ZM44 171H48V170H46V169H44V170H42L41 172H40V174L41 175H43L44 174ZM134 171V170H133ZM133 171H132V173H133ZM138 172V171H137ZM136 172V174H135V176H134V173L132 174L131 173V176L130 177H128L129 175H128V173L126 174V175H128L127 176V178H126V180H130L131 179V177H132V179L134 180L135 178H136V180H130L132 183H134L135 182V184L138 182L137 181V177H139L140 178V176H137L138 174H139V172L137 173ZM212 172V173H211ZM46 173V172H45ZM140 173H142V172H140ZM37 174H36V176H37ZM40 174H38V177L40 176ZM28 175H30V176H28ZM96 175V174H95ZM134 176V178H133V176ZM141 175V174H140ZM36 176H34V177H36ZM42 177V176H41ZM40 178V177H39ZM53 178V177H52ZM130 178V179H129ZM41 179V178H40ZM40 179H36V180H34V181H40ZM43 181H45V179L46 178H44L43 177ZM124 179V178H123ZM57 180V179H56ZM32 181V180H31ZM69 181V180H68ZM123 181V180H122ZM127 181V182H128ZM129 181V183H131ZM140 181H141V179H140ZM49 182V181H48ZM189 182H192V184H190V185H194L193 187H195L194 189H192V191L190 190L191 188H190V185H189ZM19 183H18V185H19ZM194 183V184H193ZM25 184V183H24ZM57 184V183H56ZM72 183L71 182H67V183H64L63 184V186H62V190H67V189H69V187H70V185H71ZM123 184V183H122ZM121 184V185H122ZM135 184L134 185H128V183H124L123 185H127V186H125V188H127L128 186H129V188H127V189H123V188H121V192H122V190H123V193H121L120 195L122 196V197H124V198H126L125 196H127V197H129L130 195H134L133 197H131V199L133 198H135V200L137 201V202H139L138 200H140V202L142 201L143 202V200H145V199H143V198H146V185H145V188H144V184H141V182H139V185L140 186H142V187H139L138 189L139 190H137V192H136V190H133L135 187H133L132 188V190H130L131 192H134V193H131V192H129V191H125L124 192V190H128V189H131L130 188V186L132 187V186H135ZM138 184V183H137ZM15 185V186H16ZM20 185H22V183L20 184ZM19 185V186H20ZM38 185V184H37ZM43 185H45V186H43V187H46L47 185L46 184H43ZM54 186V184H52V182L50 183V184H48V186ZM107 185V184H106ZM139 185H136V186H139ZM187 185H189V186H187ZM39 186V185H38ZM37 186V187H38ZM42 186V185H41ZM47 186V187H48ZM186 186L187 187H189L190 189H189V192L191 191L192 192V194L190 195L189 194V192H187L188 191V189H186ZM31 187V186H30ZM33 187V186H32ZM34 187H36V186H34ZM36 187V188H37ZM46 187V188H47ZM122 187V186H121ZM13 188V187H12ZM17 188V187H16ZM15 188V189H16ZM19 188V187H18ZM50 188H52L53 189V187H48L47 189H50ZM55 188H56V186H55ZM54 188V189H55ZM64 188V189H63ZM140 188H141V190H140ZM29 189V188H28ZM33 189H35V188H33ZM17 190V189H16ZM15 190V191H16ZM32 190V189H31ZM37 190V189H36ZM51 190V189H50ZM99 190H101V189H99ZM194 190V191H193ZM25 191V190H24ZM23 191V192H24ZM96 191V190H95ZM140 191V192H139ZM143 193H142V192ZM13 192V191H12ZM22 191H20V192H15L16 193V196L18 197V196H21V195H25L26 193L24 192L23 193ZM27 192V191H26ZM29 192H30V190H29ZM28 192V193H29ZM32 192V191H31ZM129 192V193H128ZM21 193V194H20ZM27 193V194H28ZM33 193V192H32ZM51 193H53V192H51ZM51 193L49 192V194H48V192H47V194H48V196H50L51 195ZM125 193H127V194H125ZM131 193V194H130ZM143 195H142V194ZM187 193L189 194V196L187 195ZM34 194V193H33ZM32 194V195H33ZM63 194V193H62ZM130 194V195H129ZM164 194V193H163ZM167 194H168V192H167ZM4 195V194H3ZM8 195V194H7ZM6 195V196H7ZM10 195V194H9ZM41 195V194H40ZM95 195V194H94ZM125 195V196H124ZM145 195V196H144ZM181 195H183L182 197H181ZM185 195H187L186 196V198H185V200L183 201V197H185ZM2 196V195H1ZM5 196V195H4ZM3 196V197H4ZM13 196V198H12V200L14 199V202L15 201H17V203H14L15 205L13 206V207H15V206H17V204H18V206L17 207H20V213H21V216L22 217H20V216H18V218H17V220L19 219V222L21 221L22 222V220H23V222L22 223H24V220L26 221V220H29L28 222H25V223H29L30 224V226H31V231H30V226L29 225H27L28 226V228H26V230L28 231V229H29V231H30V233L32 232L33 234H36L35 233V231L37 230L38 231V229H39V227H37V226H41V225H43L42 223H44V222H46V223H44V225L43 226H45V228L47 227V230H48V228L52 231V234L51 235H55V236H57L58 235V232H59V234H60V230H58V225L60 224H57V223H55L54 221H53V216H55V215H53L52 216V214H50V215H48V213H46V210H45V212L44 211H42L41 210V212L39 211V208H41L42 207V204L41 205H39V207L37 206V205H35L36 204V202H38V201H36L35 202V204H32V200H34L35 199V197L37 196V195H35V197L33 196V199L30 201L31 202V204H29L30 202H28V201H26V202H28V204H29V206L27 205L26 206V202L23 204V202L25 201H21L20 202V200L19 199H17L16 198V196H15V194L14 195H11V197ZM28 196H30L29 194H28ZM63 196H65V195H63ZM98 196V195H97ZM120 196V197H121ZM144 196V197H143ZM192 196V197H191ZM27 197V196H26ZM30 197H32V196H30ZM41 197V196H40ZM52 197V196H51ZM164 196H162V198H163ZM166 197V196H165ZM169 197V196H168ZM167 197V198H168ZM187 197H190V199L189 198H187ZM9 199H10V197H8ZM20 199L21 198H23L22 196L21 197H19ZM67 198V197H66ZM69 198V197H68ZM84 198V197H83ZM93 198H95L96 200L97 199H99V198H96V197H93ZM93 198L91 197L89 200H92L93 201ZM195 198V202L198 204V202H199V200H200V198H198L197 200H196V198L197 197H194ZM202 198H201V200H202ZM24 199V198H23ZM27 199H28V197H27ZM31 199V198H30ZM80 200L82 199V197H80L79 198ZM94 199V200H95ZM190 201H189V200ZM18 200H19V202H18ZM29 200V199H28ZM46 200V199H45ZM53 200V199H52ZM77 200V199H76ZM76 200L73 202V204L76 202ZM96 200L95 201H91V205L90 206H92L93 205V203L95 202L96 203ZM115 200V199H114ZM127 200V199H126ZM200 200V201H201ZM50 201V200H49ZM54 201V200H53ZM68 201V200H67ZM71 201V200H70ZM146 201V200H145ZM179 201V202H178ZM181 201V202H180ZM193 201V203H195ZM243 201H247L245 204H244V202ZM78 202H80V201H78ZM78 202H76L75 204H78ZM86 202V201H85ZM90 202V201H89ZM89 202H87V204L89 203ZM110 202V201H109ZM112 202H115V201H113L112 200ZM123 202L124 201H122L121 203H122V205H123ZM136 202V203H137ZM8 203H10L11 204V201L10 202H8ZM7 203V204H8ZM20 203H22L24 206H22V204H20ZM34 203V202H33ZM56 203V202H55ZM54 203V204H55ZM59 203V202H58ZM94 203V204H95ZM111 203V202H110ZM173 203H171V204H173ZM192 203V202H191ZM195 203V204H196ZM201 203V202H200ZM199 203V204H200ZM206 204H207V202H205ZM216 203H213L214 205H213V208L215 207V206H217L216 205ZM1 204V203H0ZM12 204H13V201H12ZM64 204V203H63ZM66 204H67V202H66ZM65 204V206H67ZM74 204V205H75ZM86 204V203H85ZM125 204V203H124ZM175 204V205H176ZM206 204H204V201H203V205L205 206ZM208 204L206 205V207H208L209 208V206H208ZM19 205H21V206H19ZM81 205V204H80ZM113 205V204H112ZM174 204H173V206H175ZM184 205H186V206H188L187 204H184ZM190 205H192V204H189V206ZM3 206V205H2ZM4 206H6V205H4ZM47 206V205H46ZM70 206H71V204H70ZM69 206V207H70ZM73 206V205H72ZM79 206V205H78ZM78 206H77V209L78 210H76V208L75 209H73L72 208V212H71V214H73V216H77L78 218L77 219H80V222H81V224L79 225V223L77 224L78 225V228H77V226L75 225V226H73L72 228L74 229V234L73 233H71L73 230L71 229V232H70V230L69 231H67V232H70L69 234H71L72 236H75V238L77 237V235H78V237L77 238H79V239H77V241H76V243L75 244H72V243H70V240H69V243H70V245L72 244V245H75V248H73L72 247V249L74 250L73 252H71L72 254H74V252H75V255H77L78 257H76V256H74L75 258H77V263L76 264H81V262H82V264H85V263H83V260H84V258L85 257H88V255H92L93 257H88L87 258V260H89V258L90 259H92V260H94L92 263L90 262V264H119L115 259H117V257L115 258L114 256L115 255H118L119 254V252L117 251H115V255L113 256L112 255V249H113V245H118L117 243H116V241L118 242V238H119V234H122L123 232H122V230H124L125 229V226H124V224H125V222H126V220L125 219H128L131 215H132V217H133V215L134 214H136V212L138 211H133V212H135L134 214L133 213H129V212H132V210L131 209H128L126 206H124L123 205V207L121 206V204L119 205V206H117V208L118 207H122V208H120V210L122 211L123 210V212L121 213V211H118L117 209L115 210L113 207L114 206H111V210H109V209H106L107 211H104V212H102L101 211V213H103V214H106V215H99L100 213L98 212V210L96 211V208L98 207L97 205V207L96 206H93V208H87V206H89V204L86 206V208H84V209H82L81 211L79 210V209H81V208H83L82 206H83V204H82V206H80L79 208H78ZM89 206V207H90ZM177 207H174V211L173 212H175V214H174V218H173V221H174V226L175 227H177V228H179V230L181 229V231H183V232H185L186 234H189V235H192V234H194V238L197 236V234H201V235H198V236H200L199 238H200V241L199 240H197L198 242H203L202 241V239L203 238H201V236H203V234L205 235L207 232H209L210 233V231H211V229H209V223H205V222H203V221H201V222H203L204 224H206V226L205 227H203V225L202 224H198L197 222H199V221H197L196 223H194V221L195 220H192L191 221V219H194V218H197L195 215V212L193 211H191V210H194V209H190V207L189 208H187V207H184V208H181V207H179V205H176ZM217 206V207H218ZM249 205L247 204L246 206H245V209L248 207ZM257 206H258V204H257ZM256 206V207H257ZM9 207V206H8ZM69 207H68V209H69ZM94 207H96V208H94ZM100 207V206H99ZM179 207V208H178ZM217 207H215L214 209H217ZM48 207H46V209H47ZM52 208V207H51ZM50 208V209H51ZM71 208V207H70ZM126 208V209H125ZM212 208V210H214ZM254 208V207H253ZM262 208V210H263V212H264V208L263 207H261ZM5 209V208H4ZM42 209H43V207H42ZM67 209V210H68ZM134 209V208H133ZM138 209V208H137ZM175 209H176V211H175ZM183 209V210H182ZM10 210V209H9ZM12 210H14L15 211V213L17 212V214H18V210L19 209H12ZM11 210V211H12ZM66 210V209H65ZM71 210V209H70ZM182 210V214H184L182 217L181 216H179L180 214L178 213V212H180ZM197 210V209H196ZM195 210V211H196ZM217 210V211H218ZM256 210V209H255ZM251 211V212H249L250 214H251V217H257L256 219H259L258 221L260 222L261 221V226H260V234H262V233H264V230H262V229H264L263 228V226H264V214L262 215V216H260L259 217V213L258 212H256V211ZM50 211V210H49ZM48 210H47V212H49ZM204 211V210H203ZM98 212V213H97ZM108 212V213H107ZM118 212H120L121 214H119ZM211 212V211H210ZM213 212V211H212ZM4 213V212H3ZM13 213V212H12ZM11 213V214H12ZM44 213H46L47 215L46 216H44ZM51 213H52V211H51ZM69 213V212H68ZM181 213V212H180ZM193 213H194V215H193ZM5 214V213H4ZM6 214H8V212L6 213ZM14 214V213H13ZM54 214V213H53ZM128 214L130 215L128 218L126 217V216H128ZM179 214V215H178ZM192 214V215H191ZM214 214H217V212L215 213L214 212ZM62 215H63V213H62ZM64 215H65V213H64ZM237 215H238V217H237ZM194 218H193V217ZM0 217H2L1 215H0ZM14 217V216H13ZM20 217V218H19ZM44 217H45V220H44ZM64 217V216H63ZM66 217H68V216H66ZM105 217V218H104ZM106 217H108V218H106ZM250 217V218H251ZM259 217V218H258ZM5 218H6V216H5ZM47 218V219H46ZM57 218V217H56ZM238 218V219H237ZM248 218V217H247ZM249 218V219H250ZM3 219V218H2ZM63 219V218H62ZM101 220V219H103L104 221V223H102V221L100 222V224L102 223L103 224V226L102 225H95V223H94V226L91 224V221L92 222H95V221H97V220ZM105 219L107 220V221H111L112 223H110V222H106V224L107 223H109V224H105ZM109 219V220H108ZM124 219V220H123ZM131 219V218H130ZM129 219V220H130ZM244 219H245V216L243 217V219H242V222L244 221ZM248 219V220H249ZM252 219V218H251ZM250 219V220H251ZM255 218H253L251 221L253 222V220H254V222H255V220H256ZM73 220V222L74 221H77V220H75V218L74 219H72ZM113 220V221H112ZM187 220H189L190 222H188ZM247 220V219H246ZM2 221V224H1V222H0V224H1V228L0 229H2L3 227H5L4 225V221L3 220H1ZM10 221V220H9ZM8 221V222H9ZM13 221H14V219H13ZM12 221V222H13ZM44 221V222H43ZM61 221V220H60ZM124 221V222H123ZM187 221V222H186ZM258 221L256 220V222L258 223ZM11 221L9 222V223H12ZM16 222H18V221H16ZM17 223L18 225H20V223ZM40 222H42L41 224H40ZM78 222V221H77ZM87 222V223H86ZM215 222V223H214ZM251 222V223H252ZM6 223V225H8L7 224V222H5ZM22 223H21V225H22ZM38 223H39V225H38ZM63 223V222H62ZM69 223V222H68ZM89 223V224H88ZM97 223V222H96ZM122 223H124V224H122ZM200 223V222H199ZM238 223H239V221H238ZM237 223V224H238ZM15 224V223H14ZM46 224V225H45ZM83 224H85V225H83ZM87 224L88 225H90V226H92V228H90V227H88L87 226ZM105 224V225H104ZM240 224V223H239ZM247 224H248V222H247ZM246 224V225H247ZM253 224V223H252ZM251 224V226H252V228H253V225ZM9 225H11L12 226V224H9ZM20 225V226H21ZM25 225V224H24ZM57 225V226H56ZM66 225V224H65ZM124 227H122V226ZM245 225V226H246ZM248 225H250V224H248ZM247 225V226H248ZM256 225V224H255ZM14 226V225H13ZM12 226V227H13ZM61 226V225H60ZM59 226V227H60ZM64 226V225H63ZM67 226H69V224H67ZM79 226H80V228H79ZM85 226V227H84ZM87 226V227H86ZM9 227V226H8ZM62 227V226H61ZM207 227V228H206ZM217 227V228H216ZM14 228V227H13ZM20 228V233L22 234V231L23 230H25L24 228H23V230H21V227H19ZM19 228H18V230H19ZM40 228H42V227H40ZM63 228V227H62ZM65 228H66V226H65ZM76 228H77V233H76ZM87 228V229H86ZM118 228H119V231L121 230V233L120 232H118V231H115V230H118ZM121 228V229H120ZM236 228V227H235ZM239 228V230H240V227H237V229ZM249 227H247V229H248ZM252 228H249V229H252ZM259 228V227H258ZM5 229H6V234L8 233V232H10V230H11V227H9V231L7 232V228L5 227ZM34 229H36L35 231H33ZM66 229V230H67ZM79 229V230H78ZM86 229V230H85ZM90 229V230H89ZM114 229V230H113ZM176 229V228H175ZM247 229H246V232H247ZM248 229V230H249ZM3 230V229H2ZM13 230H15V231H17L16 230V227H15V229H13ZM13 230H11L12 232H13ZM25 230V231H26ZM42 230H44V227L41 229V230H39L37 233H40L41 234V232L40 231H42ZM49 230V231H50ZM65 230V231H66ZM209 230V231H208ZM219 230V231H220ZM259 230V229H258ZM261 230H262V232H261ZM15 231H14V233L13 234H15ZM48 231V232H49ZM126 231H127V229H126ZM257 231V230H256ZM47 232V233H48ZM116 232H118V233H116ZM206 232V233H205ZM211 232H213V230L211 231ZM238 232V231H237ZM250 232V231H249ZM248 232V233H249ZM19 233V235H21ZM30 233H29V235H30ZM32 233H31V235H32ZM43 233H45V232H43ZM51 233V232H50ZM62 233V232H61ZM65 233V232H64ZM64 233H62V234H64ZM124 233H125V230H124ZM123 233V234H124ZM127 233V232H126ZM126 233H125V235H122V237L125 239L124 241H128V239H127V236L128 235H126ZM197 233V234H196ZM2 234V233H1ZM9 234V233H8ZM7 234V235H8ZM10 234H11V232H10ZM9 234V235H10ZM12 234V235H13ZM27 234V233H26ZM66 234H68V233H66ZM76 234V235H75ZM166 234V233H165ZM164 234V235H165ZM208 234V233H207ZM206 234V235H207ZM229 234L231 235L232 234V239L231 238H228V237H230L229 236ZM256 234V233H255ZM257 234H258V232H257ZM6 235V236H7ZM11 235V236H12ZM23 235V234H22ZM50 235V236H51ZM53 235V236H54ZM118 236V238H117V236ZM163 235V234H162ZM161 235V236H162ZM168 235V234H167ZM1 236V240H0V243H3L4 242V239L3 238H6L5 239V242H4V244L5 243H7V245H8V242H9V240H8V238L7 237H5V235H4V233H3V235H0ZM35 236V235H34ZM44 236V235H43ZM54 236V237H55ZM62 236V235H61ZM115 236V238H117L115 241H114V243L112 244L111 243V241H113V239L111 240L110 239V237H114ZM126 236V237H125ZM166 236V235H165ZM245 236V235H244ZM243 236V238L244 239H247V238H245ZM15 237V236H14ZM24 237V236H23ZM26 237V236H25ZM32 237V236H31ZM45 237H47L46 235H45ZM60 237V236H59ZM63 237V236H62ZM66 237V236H65ZM68 237V236H67ZM121 236H120V238H122ZM168 237V236H167ZM204 237V236H203ZM236 237V236H235ZM264 237V234H263V236L262 235H260V237H259V239L260 240H262V238ZM11 238V237H10ZM20 238V237H19ZM22 238V237H21ZM29 239H30V237H28ZM48 238V237H47ZM51 238H53V237H51ZM57 238H58V236H57ZM56 238V239H57ZM70 238H71V236H70ZM74 237H72V239H73ZM74 238V239H75ZM128 238H129V236H128ZM166 237H164L163 239H165ZM12 239H13V236H12ZM15 239V238H14ZM29 239H27V240H29ZM39 240L38 241H40L41 239L40 238H38ZM43 239H45V238H43ZM60 238H58L57 240H59ZM108 239H110V240H108ZM130 239V238H129ZM163 239L161 240L162 242L160 243V242H153V243H157L158 245H162L163 244V247L165 248H163L162 246V250H165L164 252L162 251V253L164 254L166 251H169L168 249H170V246H172L171 244L173 243V242H169V240L171 239V238H169V240L167 239V240H164L163 241ZM197 239H198V237H197ZM6 240H8V241H6ZM16 240H18V239H16ZM16 240L14 241L15 243L14 244H17L16 243ZM21 241L23 240V238L22 239H20ZM241 240V239H240ZM260 240H259V242H260ZM2 241V242H1ZM21 241H20V243H21ZM31 241V240H30ZM42 241V240H41ZM46 242H47V240H45ZM50 241V240H49ZM59 241H61V239L59 240ZM64 241V240H63ZM66 241V240H65ZM68 241V240H67ZM67 241L65 242V243H67ZM171 241V240H170ZM244 241H246L245 243H247V244H244ZM252 241V240H251ZM11 242V241H10ZM9 242V243H10ZM12 242H13V240H12ZM18 242V241H17ZM23 242V241H22ZM26 241H24V243H25ZM73 242V241H72ZM75 242V241H74ZM125 242V243H126ZM134 242V241H133ZM205 242H206V240H205ZM205 242H203V243H205ZM226 242V243H225ZM264 242V241H263ZM19 243V244H20ZM28 243V242H27ZM31 243V242H30ZM44 243V245H45V247H41L42 249L44 248V249H46V247H48L49 245H46L45 244V242H43ZM48 243H50V242H48ZM52 243V242H51ZM59 243V242H58ZM61 243H62V241H61ZM65 243H64V246H66L65 245ZM116 243V244H115ZM131 243V245H128V247H127V249H133V250H131L130 252H133L134 251V249H135V247L137 246V245H134L135 244V242H134V244L132 243V241L130 242ZM129 243V244H130ZM153 243H150V244H153ZM206 243H208V242H206ZM248 243H250L249 245V247H248ZM261 243V242H260ZM260 243H258V244H260ZM26 244V243H25ZM33 244V243H32ZM39 244H41V243H39ZM38 244V242H37V245H39ZM53 244V243H52ZM127 244H128V242H127ZM132 244L135 246H132ZM7 245H5V246H7ZM11 245H12V243H11ZM21 245V244H20ZM20 245H18V246H20ZM30 245V247H31V244H29ZM35 245H36V243H35ZM55 245V244H54ZM60 245V244H59ZM126 244H124V246H125ZM155 246H156V244H154ZM154 245H151V247L153 246L154 247ZM208 247H212V250H214V251H217V250H219V249H217V248H215V247H217V244L215 243V245H214V243L212 244V243H209V244H206ZM212 245H214V247L212 246ZM245 245H247V246H245ZM253 247H252V246ZM260 245H262V244H260ZM9 246V245H8ZM12 246H15V245H12ZM40 246V245H39ZM41 246H43L42 244H41ZM51 246V245H50ZM48 247V249H52V250H54L52 247ZM57 246H58V244H57ZM61 246V248L63 247L62 245H60ZM127 246V245H126ZM131 246V247H130ZM219 246V245H218ZM255 246H256V248H255ZM262 246H264V244L262 245ZM10 247V246H9ZM28 247V246H27ZM34 247V246H33ZM32 247V248H33ZM53 247H55V246H53ZM117 247V246H116ZM134 247V248H133ZM220 247V246H219ZM3 248V247H2ZM1 248V249H2ZM7 248V247H6ZM35 248H36V246H35ZM38 248V247H37ZM64 248V247H63ZM71 248V247H70ZM123 248V250L126 248V247H122ZM158 248V247H157ZM174 248V247H173ZM260 248V247H259ZM15 249V248H14ZM21 249V248H20ZM27 249V248H26ZM28 249H30V248H28ZM27 249V250H28ZM42 249H40V250H42ZM64 249H66V247L64 248ZM172 249V248H171ZM4 250V249H3ZM12 250V249H11ZM24 250H25V248H24ZM59 250H62V249H59ZM68 250V249H67ZM71 250V249H70ZM119 250V249H118ZM129 250H124L125 252H127V251H129ZM174 250V249H173ZM250 250V251H251ZM258 250H260V249H258ZM18 251H19V249H18ZM23 251V250H22ZM26 251V250H25ZM30 251V250H29ZM43 251V250H42ZM44 251H49V250H44ZM58 251V250H57ZM157 251V250H156ZM242 251L243 252H245L244 254L242 253ZM252 251H254V250H252ZM251 251V252H252ZM31 252H32V250H31ZM34 252H35V249H34ZM36 252H38V250L36 251ZM40 252V251H39ZM51 251H49V253H47L48 255L50 254V256H44V258H45V261L46 262H48L47 264H50L51 263V261L53 260V261H55V260H58L59 261V259H55V258H57L58 257V255L57 256H55V254H51L50 253ZM59 252V251H58ZM70 252H68V253H70ZM121 252H122V250H121ZM160 252V251H159ZM182 253H180L181 255H180V258L182 257V259H181V262H183L184 263V260H183V256H184V254H186L184 251H181ZM224 252H227V253H224ZM240 252V253H239ZM248 252H249V249H248ZM5 253V252H4ZM13 253V252H12ZM44 253V252H43ZM53 253V252H52ZM118 253V254H117ZM171 253H172V250H171ZM171 253L169 252V254L171 255ZM184 253V254H183ZM220 253H217V254H220ZM229 253V254H228ZM241 253L243 254V255H241ZM250 253V252H249ZM254 253L255 252H253V255H254ZM262 254V252H261V250H260V252H259V254ZM10 254V253H9ZM24 254V253H23ZM28 254V253H27ZM30 254H32V253H30ZM35 254V253H34ZM32 254L33 255V257L34 256H37V254ZM40 254H42V253H40ZM61 255H63V256H65V253H63V250L61 251V253H60ZM72 254H69L70 256L72 255ZM122 254L124 255V253L122 252ZM121 254V255H122ZM125 254H128V253H125ZM129 254H131V253H129ZM158 254V253H157ZM179 254V253H178ZM225 254V255H224ZM239 254H240V256H239ZM251 254V256H252V253H250ZM257 254V253H256ZM256 254L254 255L255 257H256ZM259 254H257L258 256L256 257V263H258L259 262V258H261L262 259V257L264 256V250H263V256H261L260 257V255ZM7 255V254H6ZM5 255V256H6ZM26 255V254H25ZM24 255V256H25ZM43 255V254H42ZM46 255V254H45ZM51 255H53V257L51 256ZM61 255H59V256H61ZM69 255H66V256H68V257H70ZM120 255V256H121ZM156 255V254H155ZM165 255L166 254H164V256H162L163 258H160L159 256L160 255H156L158 258H160L161 259V263L160 264H172V263H169L170 262V260H169V262L167 261L168 259H165L166 257H165ZM170 255H169V257H170ZM177 255V254H176ZM238 255V257H236ZM72 256V257H73ZM254 256L252 257L253 258V260H254V262H255V258H254ZM7 257H9V256H7ZM26 257L27 258H29V256H27L26 255ZM31 257V256H30ZM40 257V256H39ZM47 257H48V260H50V258H52L51 260H50V263H49V261H47ZM62 257V256H61ZM118 257H119V255H118ZM130 257V256H129ZM165 257V258H164ZM249 257H250V255H249ZM24 258V260H25V257H23ZM35 258H38V256L37 257H35ZM41 258H43V256H41ZM40 258V259H41ZM59 258V257H58ZM75 258H72V260L73 259H75ZM79 258H81L82 259V261L80 262H78V260H79ZM120 258V257H119ZM128 258V257H127ZM157 258V259H158ZM247 258V257H246ZM80 259V260H81ZM86 259V258H85ZM160 259H159V261H160ZM258 259V260H257ZM260 259V260H261ZM264 259V258H263ZM262 259V260H263ZM5 260H7V259H5ZM38 260H39V258H38ZM37 260V261H38ZM42 260V259H41ZM91 260V261H92ZM128 260V259H127ZM4 261V260H3ZM27 261H30V260H28L27 259ZM31 261H33V260H31ZM35 261V263H36V260H34ZM52 261V262H53ZM63 261V260H62ZM68 261H71L70 259L68 260ZM67 261V262H68ZM119 261V260H118ZM126 261V260H125ZM242 261H245V258H244V260H242ZM264 261V260H263ZM7 262V261H6ZM10 262H12V261H10ZM9 262V263H10ZM16 262V261H15ZM26 262V261H25ZM43 264H45L46 262H44V259H43ZM56 263H57V261H55ZM54 262V263H55ZM66 262V263H67ZM71 262H73V261H71ZM76 261H74V263H75ZM181 262H178V264H183V263H181ZM32 263H34V262H32ZM34 263V264H35ZM39 264H42L41 263V261L40 262H38ZM70 262H68V264H69ZM249 262H247V264H248ZM5 264V263H4ZM11 264V263H10ZM13 264V263H12ZM27 264V263H26ZM37 264V263H36ZM53 264V263H52ZM70 264H72V263H70ZM86 264H88V263H86ZM240 264H242V262L240 263ZM261 264V263H260Z\"/></svg>",
	"mask_w": 264,
	"mask_h": 264
}]
</instances>
